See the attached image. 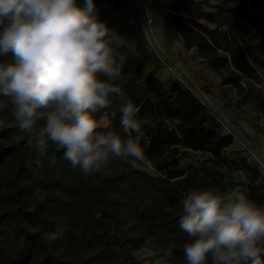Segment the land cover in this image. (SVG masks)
I'll return each mask as SVG.
<instances>
[{
    "label": "trees",
    "instance_id": "1",
    "mask_svg": "<svg viewBox=\"0 0 264 264\" xmlns=\"http://www.w3.org/2000/svg\"><path fill=\"white\" fill-rule=\"evenodd\" d=\"M107 1L113 9L125 2ZM230 1L172 0L170 11L158 15L174 38L180 37L182 46L194 50L219 77L220 85L235 90L232 102L220 96L224 104L238 111L250 106L258 121L264 119V34L258 37L264 0ZM119 54L124 59L116 83L138 109L143 160L111 158L102 172L85 175L64 158L63 149L49 143L46 152H39L35 137L17 127H2L7 143L0 147V203L5 205L0 210V264H144L134 253L152 230L161 232L169 247L166 264H187L183 245L189 238L179 227L187 190L243 191L264 207V175L232 149L233 135L202 102L176 80L161 81L154 71L145 72L142 59L126 45H120ZM10 57H0V63ZM202 84L205 93L219 97L211 85ZM10 106L0 97V122L9 125ZM120 107L121 101L113 99L108 111L115 115L107 123L124 137ZM95 115L99 121L100 113ZM189 153L206 159L184 169L179 159ZM130 161L148 164L155 175ZM232 172L246 177L225 180V173ZM31 200L34 208L29 207ZM127 219L141 222L145 230L130 231ZM46 232L59 233L58 239L45 242Z\"/></svg>",
    "mask_w": 264,
    "mask_h": 264
},
{
    "label": "clouds",
    "instance_id": "2",
    "mask_svg": "<svg viewBox=\"0 0 264 264\" xmlns=\"http://www.w3.org/2000/svg\"><path fill=\"white\" fill-rule=\"evenodd\" d=\"M119 47L118 33L98 18L94 0L82 7L76 0H0V57L11 54L0 63V97L13 116L11 125L0 126L35 137L39 152L49 143L63 149L85 175L102 172L111 158L143 160L138 109L116 83L124 59ZM116 98L124 137L104 122L115 115L108 110ZM180 203L187 264H261L264 207L243 191L191 188ZM58 236L46 232L43 239L52 243Z\"/></svg>",
    "mask_w": 264,
    "mask_h": 264
},
{
    "label": "rangeland",
    "instance_id": "3",
    "mask_svg": "<svg viewBox=\"0 0 264 264\" xmlns=\"http://www.w3.org/2000/svg\"><path fill=\"white\" fill-rule=\"evenodd\" d=\"M78 1L84 3L83 0ZM124 1V4L122 2L119 3L120 7L117 9L111 8L108 5L109 2L107 0H96L95 2L98 14L103 12H105L103 14H106L102 18V21L106 22L110 29H114L115 32L118 33L119 45H126L132 49L137 57L142 59L145 72L154 71L159 80L164 81L165 79L170 78L190 89L187 83L182 81L172 70L170 65L164 62L163 57L170 63H173L174 67L185 78V80H187L190 85H195L206 99L210 101V106L240 134L242 139L234 135L232 130L223 123V130L233 134L234 145L232 149L241 152L247 161L264 175V164L261 163L254 153L256 152L264 159V119L256 121L253 118V112L250 110V106H245L241 111H238L233 107L224 104V98L231 102L236 99L235 90L231 86L220 85L219 77L201 61L194 50H187L182 46L180 37L174 38L173 34L165 26L163 18L158 15L159 12L170 11V2L172 0H160L157 4L153 3L151 5L145 0L147 3L146 14L149 18L150 34L157 43L161 53H159L153 45L154 40L152 39V41L151 38L146 35L145 30L140 23V18L137 14L134 1ZM207 1L208 3H216L220 1L225 5H230L232 3L230 0ZM200 23L208 27H213L211 24ZM259 27H261V30L258 32V37L260 38L261 35L264 34V24L259 25ZM10 60L11 57L5 62H10ZM201 80H205V82L213 86L219 94V97H224L223 100L221 97H213L212 95L205 93ZM205 106L207 105L205 104ZM207 108L210 107L207 106ZM104 122L107 123V121ZM1 129L2 126H0V147L7 143V139L1 134ZM249 129H251V132L248 131ZM228 154H230L229 151ZM205 159L206 156L202 154L189 153L187 156L180 158L179 161L185 169L189 165H197L199 161ZM130 163L135 168L142 170L149 175H155V172L148 164L135 161H130ZM245 177L246 176L243 173L232 172L225 173L224 179L241 181L244 180ZM234 191L235 190H231L225 193H232ZM35 206V201L31 200L29 207L34 208ZM3 208H5V205L0 203V210ZM125 226L134 233L143 231L146 228L141 222L130 219L126 220ZM168 254L169 247L165 243L163 234L158 230H152L148 232V236L143 242L141 249L134 253V259L144 264H166Z\"/></svg>",
    "mask_w": 264,
    "mask_h": 264
},
{
    "label": "built area",
    "instance_id": "4",
    "mask_svg": "<svg viewBox=\"0 0 264 264\" xmlns=\"http://www.w3.org/2000/svg\"><path fill=\"white\" fill-rule=\"evenodd\" d=\"M134 1V5H135V8H136V11H137V14H138V16H139V18H140V23H141V25H142V27L144 28V30H145V33H146V35L149 37V38H151V40H152V35L150 34V27H149V18H148V16H147V14H146V7H147V3H146V1L145 0H133ZM153 41V40H152ZM153 43H154V41H153ZM154 46H155V48H156V50L159 52V53H161L160 52V50L158 49V47L155 45V43L153 44ZM162 55V54H161ZM163 57V56H162ZM163 60H164V62H166V63H168L169 65H170V67L172 68V70L180 77V79L182 80V81H185L186 83H187V85L190 87V91L202 102V104L205 106V104L208 106V107H210V108H207V106H205L214 116H215V118H216V120L219 122V124L222 126L223 125V123L227 126V127H229L231 130H232V132L234 133V135H236L237 137H239L240 139H242L241 138V136H240V134L238 133V132H236L225 120H224V118L214 109V108H212L211 106H210V104H208V103H206L205 101H203L196 93H195V90H194V87L192 86V85H190L189 83H188V81L187 80H185V78L178 72V70L174 67V65L173 64H171V63H169L164 57H163ZM222 128H223V126H222ZM229 133V132H228ZM231 134V133H230ZM231 135H233V134H231ZM244 141V140H243ZM247 146L250 148V146L247 144ZM251 149V148H250ZM253 151V150H252ZM254 152V151H253ZM255 153V155L259 158V160L261 161V163L262 164H264V159L261 157V156H259L256 152H254Z\"/></svg>",
    "mask_w": 264,
    "mask_h": 264
},
{
    "label": "crops",
    "instance_id": "5",
    "mask_svg": "<svg viewBox=\"0 0 264 264\" xmlns=\"http://www.w3.org/2000/svg\"><path fill=\"white\" fill-rule=\"evenodd\" d=\"M147 2H148V4L149 5H151V4H153V3H155V4H157L158 2H160V0H146ZM76 2H80V1H78V0H76ZM171 3V5H172V1L170 2ZM103 13H105V12H103ZM103 13H99V14H101V19L100 20H102V18L106 15V14H103ZM152 39H153V37H152ZM154 40V39H153ZM154 43H155V45L158 47V45H157V43L155 42V40H154ZM158 49H159V47H158ZM160 50V49H159ZM161 52V51H160ZM179 60V59H178ZM168 61V60H167ZM169 62V61H168ZM170 63V62H169ZM171 64H173V63H171ZM205 80H201V84L204 82ZM203 85V84H202ZM213 87V86H212ZM214 88V87H213ZM215 89V88H214ZM209 95H211V94H209Z\"/></svg>",
    "mask_w": 264,
    "mask_h": 264
},
{
    "label": "bare ground",
    "instance_id": "6",
    "mask_svg": "<svg viewBox=\"0 0 264 264\" xmlns=\"http://www.w3.org/2000/svg\"><path fill=\"white\" fill-rule=\"evenodd\" d=\"M193 87H194V90H195V93L203 100V101H205L206 103H208V104H211L210 103V101H208L207 99H206V97L202 94V92L195 86V85H193Z\"/></svg>",
    "mask_w": 264,
    "mask_h": 264
}]
</instances>
